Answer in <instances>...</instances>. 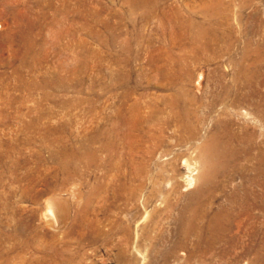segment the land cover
<instances>
[{"label": "rangeland", "instance_id": "374dc122", "mask_svg": "<svg viewBox=\"0 0 264 264\" xmlns=\"http://www.w3.org/2000/svg\"><path fill=\"white\" fill-rule=\"evenodd\" d=\"M228 131L242 194L264 151V0H0V264H264L179 234L231 190L195 147ZM156 140L169 154L149 159ZM262 159L245 185L264 202Z\"/></svg>", "mask_w": 264, "mask_h": 264}, {"label": "bare ground", "instance_id": "6f19581e", "mask_svg": "<svg viewBox=\"0 0 264 264\" xmlns=\"http://www.w3.org/2000/svg\"><path fill=\"white\" fill-rule=\"evenodd\" d=\"M190 77H191V75H190ZM239 78H240V75H237L236 77H234L233 78V83L236 84L239 81ZM232 95H234V97L232 98L233 99L232 103H235L237 106L241 105L240 101L243 99L244 95H242V93L238 94L237 90H234L233 86H224L223 92L221 94L219 93L216 97L221 98V100H222L224 98L225 99L226 98H231ZM187 103H188V100H184L183 99V95H182L181 91H179V90H177L176 93L174 94V96H172V98L170 99V104L172 106H174V107L175 106L176 107L179 106L180 107V104H182L181 108H183V110L185 109V112H182L180 110L179 112H175L174 113V116H177L176 120L178 122H181V124H183V122H185L184 118H185V116L188 115L187 113L189 112V108L187 107ZM235 108L238 109V107H235ZM237 111L241 115H246L247 114L246 112L241 111V108H240V110H237ZM181 113H183V115H181ZM192 114H194V113H192ZM219 129H221V128H219ZM224 129H225V127H224ZM216 130H217V128H216ZM217 133H219V132H217ZM217 133H214L213 135H211L210 139H208L206 142H203V143L200 142V144L196 145L195 147L198 150V158H199V160L202 161V163L205 165V167L207 169L206 170L207 171L206 174H209L212 177L211 180L215 179L218 174L222 175V173H225L226 174L225 176H227L226 179H227L228 185H230L231 190L225 194L224 202L221 201V202H218V204H215L216 203L215 202V197L216 196L213 197L212 199H210V202H209V208L210 209H209V214H207V215H202L200 212H198V211H200V208L196 207V209L193 210L192 217L187 219V220H185L187 227H185V229H183V230H179V234L184 235V236H188L189 233L192 232L195 235L196 241L200 244L203 241V236H202L203 231H207L208 234H206V235L209 236V239H207V240H208V246H209L210 249H257L258 252H259V249H264V242L261 241V240L260 241L257 240L256 236H257V233L259 232L258 228L260 226L257 229L255 228V224H254L255 216H254V213L252 211H253V209L255 210L257 208H260V209L264 210V202L261 201L259 195H257L256 193L254 194L252 192V189H250L249 187H247L245 185V182L248 181V182H252L253 183V182H256L258 180V175H259V172L261 170L260 169V165H261L260 163H261V160L263 161L262 157H263V152L264 151L262 152V149L260 147H258L257 144H254V146H256V147H254V146L252 147V150L250 151V153L246 157V160H247V163H248L247 164L248 167H245V165H243L245 168H248L249 174L244 171V167L243 166H241V167L239 166V169H238L237 172L242 174V179H243V182H242L243 183V185H242L243 186V193L241 194V193H239V190L237 188L236 183L233 182L234 179L232 177H230L232 174L230 175V173H229L231 167L234 166L235 163H236L235 162L236 156L237 155L239 156V154H237V149H234L233 148L234 146L232 147L231 142L229 141V139L234 138L235 136L233 135L232 132L228 131V136L229 137L227 139H224L225 137L222 138V137H220L221 134L219 135ZM153 134H154V136L156 138H159V135L155 134L154 132H153ZM160 134H162V132H160ZM222 134H223V130H222ZM253 135H255V134H253ZM253 137L254 136H252V140L251 141L252 142H254V141L256 142L257 140L253 141ZM254 138H256V137H254ZM157 140H156V142L154 144H152L153 145L152 149L150 151L148 150V153H149V156H150L149 159H151L153 157H156V156L158 158H164L165 156H167L169 154L168 149L163 148V145L161 143H158L159 141L157 142ZM103 144H105V143H103ZM195 144H197V141L195 142ZM185 162L188 164L187 166H190V161H189L188 158L185 159ZM244 162H246V161H244ZM245 170H247V169H245ZM225 176H224V178H225ZM153 179H154V186L156 187L157 191H161V186H162L161 184H162V180L164 181V177L163 176H159V174H158V176L154 177ZM226 179H225V181H226ZM199 189H201V188H199ZM241 191H242V189H241ZM250 194H251V196H250ZM252 194H253V196H252ZM156 197H157V194H156ZM206 207H208V206H206ZM204 217H206V224H202V223L199 224V222H201V219L204 218ZM246 219H250V221H247ZM192 233H191V236H192ZM192 238H193V236H192ZM246 240H248V242ZM192 241H193V239H192ZM194 246L196 247V245H194ZM258 263H260V262H258Z\"/></svg>", "mask_w": 264, "mask_h": 264}]
</instances>
